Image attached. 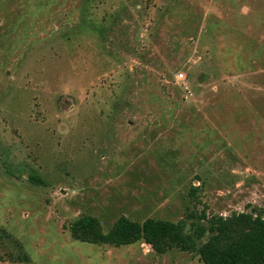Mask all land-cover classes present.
Wrapping results in <instances>:
<instances>
[{
	"label": "rangeland",
	"instance_id": "374dc122",
	"mask_svg": "<svg viewBox=\"0 0 264 264\" xmlns=\"http://www.w3.org/2000/svg\"><path fill=\"white\" fill-rule=\"evenodd\" d=\"M254 206L264 0H0V226L30 257L5 246L0 264H204L64 227L126 215L190 231Z\"/></svg>",
	"mask_w": 264,
	"mask_h": 264
},
{
	"label": "trees",
	"instance_id": "16d2710c",
	"mask_svg": "<svg viewBox=\"0 0 264 264\" xmlns=\"http://www.w3.org/2000/svg\"><path fill=\"white\" fill-rule=\"evenodd\" d=\"M42 182L38 177H32ZM191 192H195L192 187ZM201 220L187 231V221L148 217L142 222L119 216L105 231L100 219L84 214L73 219L67 229L74 239L119 247L143 240L160 253L178 248L196 252L204 264H264V207L233 211L229 215L202 213ZM207 238L198 245V241ZM10 246L11 261H29L22 242L0 226V248ZM4 256L0 255V260Z\"/></svg>",
	"mask_w": 264,
	"mask_h": 264
},
{
	"label": "built area",
	"instance_id": "2783aa9c",
	"mask_svg": "<svg viewBox=\"0 0 264 264\" xmlns=\"http://www.w3.org/2000/svg\"><path fill=\"white\" fill-rule=\"evenodd\" d=\"M182 75H183V72L180 73V76H182Z\"/></svg>",
	"mask_w": 264,
	"mask_h": 264
}]
</instances>
